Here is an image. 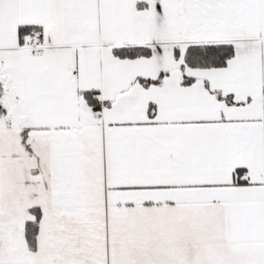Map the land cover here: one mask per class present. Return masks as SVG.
Instances as JSON below:
<instances>
[{"label": "snow or ice", "instance_id": "6c2138e0", "mask_svg": "<svg viewBox=\"0 0 264 264\" xmlns=\"http://www.w3.org/2000/svg\"><path fill=\"white\" fill-rule=\"evenodd\" d=\"M0 264H264V0H0Z\"/></svg>", "mask_w": 264, "mask_h": 264}]
</instances>
